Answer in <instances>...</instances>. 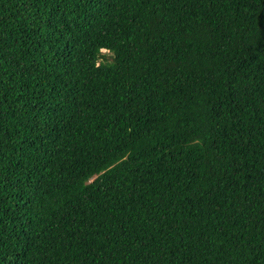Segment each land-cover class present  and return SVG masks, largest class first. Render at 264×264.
<instances>
[{
  "label": "trees",
  "instance_id": "1",
  "mask_svg": "<svg viewBox=\"0 0 264 264\" xmlns=\"http://www.w3.org/2000/svg\"><path fill=\"white\" fill-rule=\"evenodd\" d=\"M0 264H264V0H0Z\"/></svg>",
  "mask_w": 264,
  "mask_h": 264
},
{
  "label": "rangeland",
  "instance_id": "2",
  "mask_svg": "<svg viewBox=\"0 0 264 264\" xmlns=\"http://www.w3.org/2000/svg\"><path fill=\"white\" fill-rule=\"evenodd\" d=\"M105 53V51H103Z\"/></svg>",
  "mask_w": 264,
  "mask_h": 264
}]
</instances>
